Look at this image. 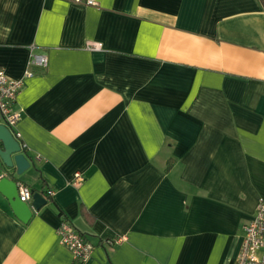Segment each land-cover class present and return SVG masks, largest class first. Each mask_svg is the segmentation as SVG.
<instances>
[{"label": "crops", "instance_id": "obj_1", "mask_svg": "<svg viewBox=\"0 0 264 264\" xmlns=\"http://www.w3.org/2000/svg\"><path fill=\"white\" fill-rule=\"evenodd\" d=\"M31 46L17 180L53 193L27 223L0 193V264H236L264 201V0H0L6 75Z\"/></svg>", "mask_w": 264, "mask_h": 264}, {"label": "built area", "instance_id": "obj_2", "mask_svg": "<svg viewBox=\"0 0 264 264\" xmlns=\"http://www.w3.org/2000/svg\"><path fill=\"white\" fill-rule=\"evenodd\" d=\"M67 1L96 5V0ZM32 47L28 68L21 78L13 79L0 68V123L9 128L17 139L20 134L15 126L20 117V112L14 109L16 97L23 87L24 80L34 74L31 67L44 68L48 62L46 55L33 52ZM87 47L90 50H98L101 45L99 43H89ZM81 180L82 176L79 173L75 174V181ZM17 186L20 201L29 202L32 196L31 188L20 181H17ZM45 193L51 196L53 191L48 189ZM243 230V242L236 264H264V201L258 203L253 218L244 225ZM56 232L61 244L71 252L75 262L83 263L91 256L94 248L93 243L83 233L76 230L71 223L65 220L61 221L56 228ZM120 239L107 240V243L119 242Z\"/></svg>", "mask_w": 264, "mask_h": 264}, {"label": "water", "instance_id": "obj_3", "mask_svg": "<svg viewBox=\"0 0 264 264\" xmlns=\"http://www.w3.org/2000/svg\"><path fill=\"white\" fill-rule=\"evenodd\" d=\"M0 160L5 172L0 176V193L18 220L27 223L33 212L38 211L47 203V198L39 191L32 190L30 202L19 199L17 179L33 167L29 156L22 152V146L9 128L0 123Z\"/></svg>", "mask_w": 264, "mask_h": 264}, {"label": "trees", "instance_id": "obj_4", "mask_svg": "<svg viewBox=\"0 0 264 264\" xmlns=\"http://www.w3.org/2000/svg\"><path fill=\"white\" fill-rule=\"evenodd\" d=\"M12 132V131H11ZM17 139V138H16ZM18 141L20 142V140L18 139ZM20 144H21V142H20ZM22 146V145H21ZM22 152H24L27 156H28V154H27V152H26V149L24 148V147H22ZM31 190H33V189H31ZM46 194V193H45ZM50 196H48V195H46V198H49ZM48 200V199H47ZM60 213V212H59ZM61 214V213H60ZM66 221V220H65Z\"/></svg>", "mask_w": 264, "mask_h": 264}]
</instances>
